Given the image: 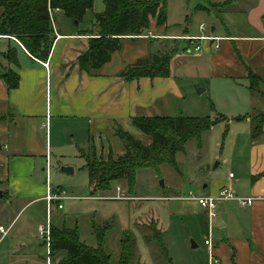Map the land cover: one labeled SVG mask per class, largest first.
<instances>
[{"label": "crops", "instance_id": "crops-1", "mask_svg": "<svg viewBox=\"0 0 264 264\" xmlns=\"http://www.w3.org/2000/svg\"><path fill=\"white\" fill-rule=\"evenodd\" d=\"M104 10V0H95L83 22L78 27H74L61 11L56 12L57 9H54L52 12L53 41L48 58L44 62L31 57L21 45L14 43L16 40L10 37L2 40L5 41L1 48L2 58L7 48H13L16 52L17 65L7 63L3 58L5 66L3 71H0V75L7 70H12L18 75V87L8 90L4 81L0 79V106L16 118L12 124L13 127L7 125L0 127V133L7 134V141L3 145L0 144V159H5L4 151L11 152V158L5 159L2 165L0 163L1 219L7 215L8 205L12 207L15 202L28 201L27 206L44 199L47 187L45 190L43 186L34 183L30 176L36 174L37 157H45L46 162L49 163L46 150L48 141H51L52 121H60L59 125L62 119H66L71 122V125L80 127V129L73 128L74 132L83 134L85 130L88 142L90 138L92 144L96 142L93 148L98 142L99 145L96 148L99 146L104 157L108 152L105 150L102 138L107 146L111 145L113 152H115L114 149L121 147L119 139L114 135L115 124L128 126L133 117H180L170 115V111L172 99L183 100L181 89L175 80V71L181 65L188 63L190 69H195L196 72L199 68L206 69L210 77L224 80L234 89L240 87L245 93V98L241 99L242 103L264 112V99L254 96V93L247 88L249 72L264 81V37L223 34L213 27L207 35L224 38L219 42L218 50L215 51L211 43L204 42L201 52L183 54L185 49L197 44V42L183 40V37H197L202 33L196 28L192 30L177 28L175 31L166 17V23L158 28L155 26V21L151 20L150 28L145 32L173 36L176 39L170 37L159 40L148 39L143 37L146 33L141 37L125 36L122 38L121 49L114 52L110 60L100 69L91 74L80 71L77 58L86 51L89 39L98 37L95 16L101 15ZM181 42L184 45H180ZM11 43L13 45H10ZM169 50L173 51V55L170 56L169 77L140 78L132 81H126L120 77V73L138 59L159 53L170 55ZM44 63L47 67H44ZM237 100L238 95L237 99L234 97L232 101L237 111L232 112L233 115L224 116L226 120L223 122L229 128L228 135L233 137L228 149L236 155L237 162L240 158L246 164L243 166L236 163L237 168H234V172L229 173L227 177L212 178L199 196H215L220 190L228 189L236 196L251 197L255 200L250 207H241L234 200L223 201L216 206L217 212L215 211V218L212 220H209L205 210L208 235L204 241L210 238L212 242L209 248L203 241L207 251V264H264V125L262 134L252 140L250 114L254 111L248 112L244 108L239 111L240 103L237 104ZM239 117L246 118L236 121L235 118ZM59 126L61 127V124ZM55 132V136H58L61 130L56 128ZM90 135H97V137L93 139ZM76 137L81 139L82 135ZM88 146L87 149H90L91 146ZM79 155L77 152V156L82 158ZM43 170L45 172V169ZM74 173L73 169L72 174ZM40 189L45 190L44 196V192L39 193ZM2 199L6 202H1ZM158 199L178 201L179 203L173 206L176 212L199 215L197 207L200 206L186 197L165 196ZM190 207L193 211L189 210ZM216 218L218 222L215 228V240H213L212 223ZM52 225L50 224V227ZM13 226V221L7 228L0 225V228L7 231L6 236H0V241L9 235ZM148 228L150 231L151 228L156 229L163 235L164 240L165 233L157 228L155 222H151ZM195 232L196 229L193 227L191 235ZM25 234L20 232L14 235L18 244L27 242L29 237ZM147 248L149 249L148 245ZM156 253L158 254V249Z\"/></svg>", "mask_w": 264, "mask_h": 264}, {"label": "rangeland", "instance_id": "rangeland-1", "mask_svg": "<svg viewBox=\"0 0 264 264\" xmlns=\"http://www.w3.org/2000/svg\"><path fill=\"white\" fill-rule=\"evenodd\" d=\"M213 6L221 7L217 10L219 12L217 17ZM50 10L53 12L52 9L48 12ZM58 11L60 10L57 9L56 12ZM166 14L171 28L175 31L177 28L179 30L199 29V26L203 24L206 28L203 32L205 35L210 34L211 28L216 27L217 31L223 34L264 37V0H168ZM50 16L53 28V14L51 13ZM145 33L144 31L141 35ZM153 35L155 37L148 39L159 40L168 37L176 39L173 36ZM5 37L7 36H0V68L2 69L0 71H3V66H5V58H2L1 49L5 42L2 40ZM10 38L16 40L14 37ZM16 42L21 45L17 40L14 43ZM180 45L184 43L181 42ZM172 53L173 51L169 56H172ZM183 54L186 53L183 52ZM5 61L9 63L6 59ZM175 80L181 89L183 100L172 99L170 115L174 117L207 118L212 121L221 115L226 117L233 115L237 110L232 101L234 97L237 99V95V104L240 103L239 111L243 108L248 112L254 111L250 114L251 117L258 113L264 114V112L257 111V108H250L242 103L241 99L245 98V93L240 87L234 89L224 80L210 77L206 69L199 68L196 72L195 69H190L188 63L181 65L175 71ZM254 84L257 91L264 94V82L255 81ZM253 95L260 97L256 92ZM15 120L11 112L0 106V127L1 125L13 127ZM58 122L60 121L51 122V141L47 143L46 156L49 157L50 166L48 176L44 170L42 171L46 166L45 157H37L36 174L30 177L34 183L43 186L45 190L47 185L52 191L57 190L64 198L60 202L62 209H58L57 205L53 204L52 209L47 212L44 199L27 206L28 201L15 202L12 207L8 205L7 215L0 218V225L7 228L13 221L14 226L9 235L0 241V264H62L66 259L65 253L51 255L50 258L47 253L44 234L49 224L59 229L63 226L66 228L76 226L79 241L93 248L96 247V242L92 225L101 232L104 228L111 227L104 240V249L107 254L111 255L113 264H116L119 256L121 234L124 231L129 232L134 242L131 264H166L156 253L158 247L155 244L157 243H148L145 239L146 236L152 235L154 228H151V231L148 228L151 222H155L157 228L165 233L164 241L172 264H207V251L203 245L208 235L206 211L197 207L199 215L176 212L173 208L176 203H179L178 201H165L158 198L165 196L185 198L189 193L199 196L212 178L229 176V173H233L234 168H237L236 163L245 166V161L239 158L237 162L236 155L228 149L233 137L228 135L229 128L226 123H218L208 131L202 132L198 139L189 140L183 151L175 155L174 167L162 165L157 172L150 168L138 169L132 185L123 179L110 184L107 190L91 193L88 173L84 167L85 158L91 161L95 159L107 161L109 156L117 159L124 154L123 144L119 140L121 147L114 149L115 152H113L111 145L107 146L102 138L105 150L108 152L103 157L99 146L96 148L99 145L98 142L93 148L96 142L92 144L91 138L88 142L85 130L83 134L74 132L73 128L80 129V127L71 125V122L66 119H62L59 123L61 127ZM83 124L86 127V124ZM113 127L114 135L116 130L121 129L140 141L142 145H150V138L137 131L131 121L128 126L117 123ZM56 128L61 130L58 136H55ZM43 135L44 133L41 136L42 139ZM80 135H82L81 139L76 137ZM90 136L93 139L97 137V135ZM6 141L7 134L0 133V144L3 145ZM100 144L103 143L100 142ZM87 146L90 149H87ZM77 152L82 158L77 156ZM10 153V150L4 151L3 158L10 159ZM5 159H0L1 165ZM216 164L218 166L214 167ZM61 167H70L75 173L60 172ZM237 172L236 170V174ZM45 190L40 189L39 193ZM44 194L45 192L43 196ZM87 197L92 199H85ZM1 202L6 201L2 199ZM220 204L222 203H218L217 206ZM0 206H2L1 203ZM190 208L189 210L193 211L192 207ZM215 211L217 212V208ZM217 222L216 218L212 223L213 240L216 236ZM193 227L196 232L191 235ZM40 228H42V236ZM20 232H25V235L29 237L27 242L17 243L14 235ZM161 236L163 237L162 234ZM193 243L196 245L195 248H192ZM47 261L50 262L47 263Z\"/></svg>", "mask_w": 264, "mask_h": 264}, {"label": "trees", "instance_id": "trees-1", "mask_svg": "<svg viewBox=\"0 0 264 264\" xmlns=\"http://www.w3.org/2000/svg\"><path fill=\"white\" fill-rule=\"evenodd\" d=\"M95 0H0V36L14 37L26 52L34 59L44 62L47 60L52 45V27L49 9H59L64 17L78 27L84 20ZM168 0H104L105 10L101 15L95 16L98 37L88 41V47L77 58L80 71L91 74L107 63L111 55L120 50L122 38L125 36H140L150 28V21L161 27L166 23V5ZM207 1V0H206ZM216 17L221 7L213 6ZM201 9V8H200ZM85 33V32H84ZM10 64L17 65L15 49L9 48L4 54ZM170 56L159 53L138 59L134 64L127 66L120 77L126 81L140 78H167L170 76ZM8 90L18 87V75L7 70L0 75ZM248 90L259 93L254 82H264L261 78L248 73ZM246 117L235 118L241 121ZM226 120L218 116L216 120L193 117H133L131 124L141 134L150 138V145L144 146L134 137L121 129L115 131V136L124 147V154L117 159L108 157L107 161L89 160L85 158V168L89 177L91 193L104 191L110 187L111 182L125 179L131 185L138 169L150 168L154 171L162 165L174 167L175 155L183 151L185 144L198 139L202 132L208 131L214 125ZM251 138L257 139L262 134L264 114L258 113L251 117ZM111 227L101 232L94 229L96 247L83 245L78 239L77 227L60 229L50 227V256L65 253L66 259L62 264H113L111 255L104 249V240ZM148 243L156 242L159 257L172 264L168 257L163 237L156 230L146 238ZM134 242L129 232H122L119 240V256L116 264H131Z\"/></svg>", "mask_w": 264, "mask_h": 264}, {"label": "built area", "instance_id": "built-area-1", "mask_svg": "<svg viewBox=\"0 0 264 264\" xmlns=\"http://www.w3.org/2000/svg\"><path fill=\"white\" fill-rule=\"evenodd\" d=\"M51 13L52 12L50 10L49 16L51 15ZM50 18H51V16H50ZM205 29H206L205 26L203 24H201L199 26V31L202 33L200 36L183 37V40L191 41V42H197V44L191 46V48L185 49L184 53H186V54H197V53L201 52L202 51V44L204 42L211 43L212 47L215 51L219 49V42L222 41L224 38L213 37L211 35H205V34H203ZM143 37L144 38H153L155 36L152 33L148 32V34L144 35ZM179 39H182V38L179 37ZM44 67H47L46 63H44ZM49 168H50L49 163L46 162V166L44 169H45L47 176L49 173ZM46 187H47V193L44 197V200L46 202L48 212L51 210V207L53 204H56L57 208L61 209L62 205L60 204V202L64 198L60 196V194L57 190L52 191L51 187H49L48 185ZM186 199L195 201L202 209L207 210L209 220H212L215 218V208L219 202L234 200L241 207H250V206H252V204L254 203V200H255L254 198H251V197L236 196L232 191H230L228 189H222L217 193V195L208 196V197L193 196V194L189 193V195L186 197ZM49 231H50V224H49V227L45 228V234H44L45 245L47 247V253H48L49 258H50V251H49L50 250L49 249L50 248V233H49ZM0 234L2 235V237H4V236H6L7 231H5L3 228H0ZM40 235L41 236L43 235L42 234V228H40ZM204 244L210 248L212 245L211 239L208 238L207 240H205ZM48 262H50V261H47V263Z\"/></svg>", "mask_w": 264, "mask_h": 264}, {"label": "water", "instance_id": "water-1", "mask_svg": "<svg viewBox=\"0 0 264 264\" xmlns=\"http://www.w3.org/2000/svg\"><path fill=\"white\" fill-rule=\"evenodd\" d=\"M218 166V164H216L214 167ZM60 172L66 173V174H72L73 173V169L70 167H61ZM160 185L162 186V181L160 182ZM0 197H2V193L0 191ZM196 245L193 243L192 244V248H195Z\"/></svg>", "mask_w": 264, "mask_h": 264}]
</instances>
